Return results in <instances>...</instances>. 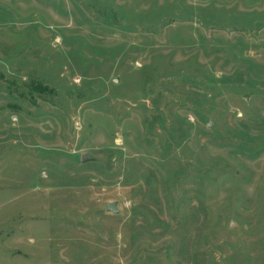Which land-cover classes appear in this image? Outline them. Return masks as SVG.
Wrapping results in <instances>:
<instances>
[{"label":"rangeland","instance_id":"obj_1","mask_svg":"<svg viewBox=\"0 0 264 264\" xmlns=\"http://www.w3.org/2000/svg\"><path fill=\"white\" fill-rule=\"evenodd\" d=\"M0 264H264V0H0Z\"/></svg>","mask_w":264,"mask_h":264},{"label":"water","instance_id":"obj_2","mask_svg":"<svg viewBox=\"0 0 264 264\" xmlns=\"http://www.w3.org/2000/svg\"><path fill=\"white\" fill-rule=\"evenodd\" d=\"M93 159L86 156V155H83L81 157V162L82 163H85V162H88V161H92ZM107 211L110 212V213H118V207H117V204L115 202H111V203H108L107 204Z\"/></svg>","mask_w":264,"mask_h":264},{"label":"trees","instance_id":"obj_3","mask_svg":"<svg viewBox=\"0 0 264 264\" xmlns=\"http://www.w3.org/2000/svg\"><path fill=\"white\" fill-rule=\"evenodd\" d=\"M37 89V88H36Z\"/></svg>","mask_w":264,"mask_h":264}]
</instances>
